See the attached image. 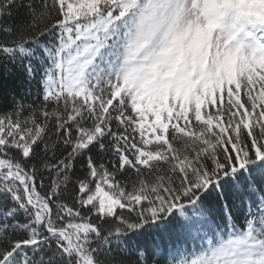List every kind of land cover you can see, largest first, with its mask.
<instances>
[{"label":"snow or ice","instance_id":"6c2138e0","mask_svg":"<svg viewBox=\"0 0 264 264\" xmlns=\"http://www.w3.org/2000/svg\"><path fill=\"white\" fill-rule=\"evenodd\" d=\"M0 70V264H264V0H0Z\"/></svg>","mask_w":264,"mask_h":264},{"label":"trees","instance_id":"16d2710c","mask_svg":"<svg viewBox=\"0 0 264 264\" xmlns=\"http://www.w3.org/2000/svg\"><path fill=\"white\" fill-rule=\"evenodd\" d=\"M0 79L4 80V82L7 84L8 88H15L17 93H19L21 91V89L17 87L18 80L15 78V76H8L5 79V74L3 73L2 70H0ZM6 91H7L6 88L0 89V93H4ZM9 100H10V98H9Z\"/></svg>","mask_w":264,"mask_h":264}]
</instances>
